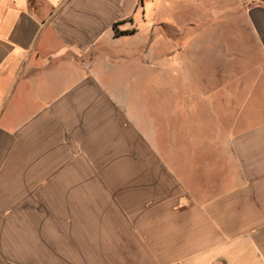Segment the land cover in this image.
Segmentation results:
<instances>
[{"label":"crops","instance_id":"1","mask_svg":"<svg viewBox=\"0 0 264 264\" xmlns=\"http://www.w3.org/2000/svg\"><path fill=\"white\" fill-rule=\"evenodd\" d=\"M191 1L254 87L170 76ZM0 264H264V0H0Z\"/></svg>","mask_w":264,"mask_h":264},{"label":"rangeland","instance_id":"2","mask_svg":"<svg viewBox=\"0 0 264 264\" xmlns=\"http://www.w3.org/2000/svg\"><path fill=\"white\" fill-rule=\"evenodd\" d=\"M181 3L183 4V2ZM188 4L190 6H188ZM191 4H192V1L184 3V7H180V5L178 6V8H180V12L178 14H175L176 16L172 18L174 19V23L176 27L172 29L173 33H170V40L173 37H175L177 27L180 29L181 26L188 27V26H192L195 24H201V25L212 26V27L216 26L219 29L217 31L208 30L205 33V36L207 38L206 40L210 39V41H212L213 45H211L210 48H208L207 46H201L200 49H198L196 52L192 48L190 49L188 48L187 51H185L183 55V54L178 53L177 45L175 43H171L169 50H168L170 52V55H169L170 58L168 62L170 63L172 59V62L174 63V65H172V68L169 69L170 76L175 78V71H176V66H177L176 63H178L179 64L177 66L178 72L181 73V71H183L184 69L190 75L197 74L200 78L197 84H199V88L201 89V91H205L204 90L205 88L206 89L212 88L213 84L215 83L214 80L217 79L218 81L219 77L222 74H226L230 72L231 69H233V72L235 73L236 71H238L237 69H239L240 66H242L245 69L249 70L248 74L251 75V78H252V79L250 78L249 80V86L251 88L254 87L256 85V82H254V79L256 78L255 75L257 74L253 75L254 72H252L251 70V68L253 69V67L251 66L252 64L251 60H253V56L254 57L259 56L257 55L258 53L256 51H253L252 49H249V50L243 49L242 51L235 50L234 44L229 43V42L226 43L228 41L227 37L230 34V32L228 31L231 29L230 26H228L227 24L228 23L226 20L227 18L226 17L216 18L214 21L213 20L214 18L213 17L211 18L209 16L208 10L204 12L202 11L197 12L196 8L193 9V4L192 5ZM171 6H172V9L177 10L175 5L173 6L171 4ZM217 14L219 13L217 12ZM162 19L163 18L159 16L157 18L158 21H156V25H157L156 28L159 30V32L161 29H163L161 26L160 27L158 26V24L161 23ZM226 28H229V29H226ZM162 36L163 35H157V38L162 37ZM185 36L187 40L190 34L186 33ZM225 46L227 47L226 49L224 48ZM231 49H232V52H235V53L244 52L243 54H245L246 56L238 53V55L234 54L233 56L228 58L229 55L226 52H228ZM158 75L159 77L161 76L160 74ZM209 77L212 78V81H210ZM174 78H170V81L168 82L169 88L171 89L176 88V81L173 80ZM164 83L166 82L163 81V84ZM192 84H193L192 81H186L185 89L186 90L191 89ZM153 88H157V87L154 86ZM161 99H162L161 96L154 95L152 104L154 106L157 104H160ZM173 99H174L173 97H170V101ZM244 116H246L245 113L242 114V118H244Z\"/></svg>","mask_w":264,"mask_h":264},{"label":"trees","instance_id":"3","mask_svg":"<svg viewBox=\"0 0 264 264\" xmlns=\"http://www.w3.org/2000/svg\"><path fill=\"white\" fill-rule=\"evenodd\" d=\"M116 34H122V33L116 31Z\"/></svg>","mask_w":264,"mask_h":264}]
</instances>
